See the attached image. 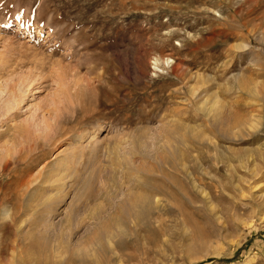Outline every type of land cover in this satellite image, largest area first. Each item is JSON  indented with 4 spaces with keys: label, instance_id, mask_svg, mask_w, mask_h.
<instances>
[{
    "label": "rangeland",
    "instance_id": "374dc122",
    "mask_svg": "<svg viewBox=\"0 0 264 264\" xmlns=\"http://www.w3.org/2000/svg\"><path fill=\"white\" fill-rule=\"evenodd\" d=\"M0 165V264H264V0H0Z\"/></svg>",
    "mask_w": 264,
    "mask_h": 264
},
{
    "label": "bare ground",
    "instance_id": "6f19581e",
    "mask_svg": "<svg viewBox=\"0 0 264 264\" xmlns=\"http://www.w3.org/2000/svg\"><path fill=\"white\" fill-rule=\"evenodd\" d=\"M242 85H243V83H242ZM250 91H251V90H250ZM218 102H219V101H218ZM209 111L212 113V112H213V108L211 107V108L209 109ZM213 114H215V116H216V112H213ZM232 117H233V116H232ZM20 127H21V126H20ZM233 128H234V127H233ZM226 130H227V129H226ZM9 152H10V150L7 151V153H9ZM1 163H2V162H1ZM7 165H8L7 162H5V163L3 162V163H2V166L0 165V166L3 168V171H6ZM26 186H27V184H26ZM26 188H27V187H26ZM170 201H171V200H170ZM175 205H176V204H175ZM177 207H178V206H177ZM177 207H176V208H177ZM159 215H160V214H159ZM166 218H168V217H166ZM156 219H157V218H156ZM162 219H163V218H162ZM164 220H166V219H164ZM164 220H163V221H164ZM163 221H162V223H163ZM165 224H166V223H165ZM152 226H153V225H152ZM158 227H159V226H158Z\"/></svg>",
    "mask_w": 264,
    "mask_h": 264
}]
</instances>
